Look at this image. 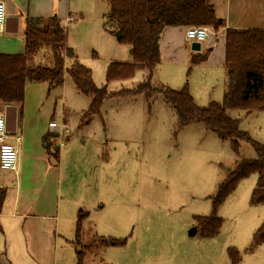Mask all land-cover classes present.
<instances>
[{
    "label": "rangeland",
    "instance_id": "obj_1",
    "mask_svg": "<svg viewBox=\"0 0 264 264\" xmlns=\"http://www.w3.org/2000/svg\"><path fill=\"white\" fill-rule=\"evenodd\" d=\"M98 3L100 15L108 11L105 0ZM114 36L108 32L107 41L76 39L84 44L80 62L91 70L93 83L111 94L104 98L100 115L79 126L90 98L75 89L67 74L61 86L43 94L44 105L56 104L61 114L64 104L69 114V132L60 146L56 264H74L75 249L84 251V264H234L229 251L235 249L236 264H264V244L249 246L264 217V204L250 202L257 173L240 180L217 207L215 215L222 222L215 236L202 237L195 219L211 215V196L228 169L240 159L255 158L251 144L240 141L235 154L229 140L204 125L179 124L160 92L151 99L141 93L115 95L141 82L146 70L106 82L110 62L131 59L128 45ZM193 66L183 70L181 85L187 89L197 82ZM164 77L158 71L151 84L164 83ZM211 86L204 99L193 98L197 105L215 101L208 97L219 94V87ZM226 113L264 145V111ZM5 237L16 243L12 233ZM109 239L115 244H107Z\"/></svg>",
    "mask_w": 264,
    "mask_h": 264
},
{
    "label": "trees",
    "instance_id": "obj_2",
    "mask_svg": "<svg viewBox=\"0 0 264 264\" xmlns=\"http://www.w3.org/2000/svg\"><path fill=\"white\" fill-rule=\"evenodd\" d=\"M108 11L102 15V27L115 34L120 42L128 45L131 59L113 61L107 65L105 80L130 78L136 70H146L145 78L131 89H120L115 95L143 94L151 99L160 92L173 108L179 124L200 123L215 132L220 139L230 141L235 154L240 141L249 142L255 158L240 159L228 169L224 179L211 196L212 213L197 216L196 228L202 237L215 236L221 226V218L215 215L220 203L230 195L237 183L251 173H257V181L250 195L252 204H264V145L254 141L239 129V119L227 116L228 109H239L249 114L264 111V31L253 29L225 30V86L220 101L197 105L186 84L179 89L156 88L151 84L152 75L160 62L159 35L165 26H205L218 31L224 21L215 16L208 0H105ZM24 52L0 53V104L22 107L24 88L38 82L46 93L59 87L67 74L75 89L90 98L88 109L83 112L79 126L100 115V106L108 94L105 86L97 87L91 70L79 62L73 50L66 45V29L56 15L48 18H26ZM206 58V54L192 56L190 66ZM65 59H71L69 64ZM52 156H56V138L49 133L44 138ZM5 190L0 188V212ZM79 221L77 223V231ZM107 244H115L107 240ZM264 243V217L252 235L250 247ZM78 244V243H77ZM76 250V249H75ZM75 264H84V251H75ZM234 264L238 252L229 251Z\"/></svg>",
    "mask_w": 264,
    "mask_h": 264
},
{
    "label": "crops",
    "instance_id": "obj_3",
    "mask_svg": "<svg viewBox=\"0 0 264 264\" xmlns=\"http://www.w3.org/2000/svg\"><path fill=\"white\" fill-rule=\"evenodd\" d=\"M0 1L4 3L5 16L9 19L5 28L0 31V53L24 52L27 17L48 18L56 15L66 29V45L75 52L79 62L81 56L85 57L81 54V47L84 44L79 45L76 39L108 40V32L101 28L102 15L106 12L100 15L97 8L99 0ZM208 2L213 7L215 16L223 19L224 27L213 31L203 26L207 29V34L199 43L198 49L192 48L193 41L185 39L187 27H163L158 41L160 62L151 80L158 79L157 72L162 70L165 76L162 79L165 82L156 83L157 86L153 84L156 88L182 87L183 70L188 68L191 57L206 54V58L193 64L197 82L189 85L188 90L192 98L202 100L206 97L209 85L213 88L219 87V94L208 97L219 101L224 91L226 75L225 30L264 31V0H208ZM76 13L80 14L76 16ZM97 52L92 49V55H96ZM67 61L70 62L71 59H65L66 64ZM44 91L45 87L38 82L27 84L24 88L22 107L15 105L16 126L11 136L20 138L16 144L17 168L15 171L0 169V188L5 190L0 212V264L29 262L56 264L58 258L60 146L64 145L65 138L63 137L60 145L61 139L51 130L48 122L63 119L68 126L69 114L64 104L61 114L56 111V104L44 105ZM4 106L0 104V107ZM49 133H53L56 138V156L50 154L53 149L52 147L49 149L47 142L44 141ZM9 141L14 142L13 137ZM5 233L10 235L12 233L16 243L8 240Z\"/></svg>",
    "mask_w": 264,
    "mask_h": 264
},
{
    "label": "built area",
    "instance_id": "obj_4",
    "mask_svg": "<svg viewBox=\"0 0 264 264\" xmlns=\"http://www.w3.org/2000/svg\"><path fill=\"white\" fill-rule=\"evenodd\" d=\"M5 8L4 3L0 1V31L5 28ZM207 29L203 26H189L185 30V39L194 42H201L205 39ZM48 126L53 130L58 138L61 139L60 145H62V139L65 134L69 132L67 123L65 120L49 121ZM12 133L6 128L4 120V112L0 110V169L6 171H15L18 162V151L16 144L19 142V136H11ZM13 137L14 142H10L9 139Z\"/></svg>",
    "mask_w": 264,
    "mask_h": 264
},
{
    "label": "water",
    "instance_id": "obj_5",
    "mask_svg": "<svg viewBox=\"0 0 264 264\" xmlns=\"http://www.w3.org/2000/svg\"><path fill=\"white\" fill-rule=\"evenodd\" d=\"M9 19L6 18L5 20V25L8 22ZM5 31L11 32V30L5 29ZM115 37L119 38L120 33L117 31L115 32ZM192 48L198 49L199 48V42H192ZM16 111L17 108L15 105H5L3 108L4 112V120L6 124V128L9 132H14L15 131V126H16Z\"/></svg>",
    "mask_w": 264,
    "mask_h": 264
}]
</instances>
